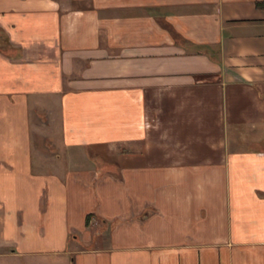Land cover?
<instances>
[{"label": "crops", "instance_id": "obj_1", "mask_svg": "<svg viewBox=\"0 0 264 264\" xmlns=\"http://www.w3.org/2000/svg\"><path fill=\"white\" fill-rule=\"evenodd\" d=\"M264 0H0V264H264Z\"/></svg>", "mask_w": 264, "mask_h": 264}, {"label": "trees", "instance_id": "obj_2", "mask_svg": "<svg viewBox=\"0 0 264 264\" xmlns=\"http://www.w3.org/2000/svg\"><path fill=\"white\" fill-rule=\"evenodd\" d=\"M259 7H264V1H260L258 4H257Z\"/></svg>", "mask_w": 264, "mask_h": 264}]
</instances>
